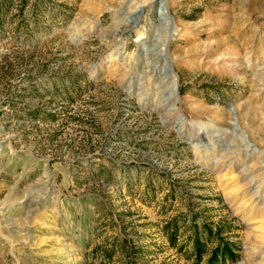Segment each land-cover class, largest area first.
Instances as JSON below:
<instances>
[{
	"label": "rangeland",
	"instance_id": "obj_1",
	"mask_svg": "<svg viewBox=\"0 0 264 264\" xmlns=\"http://www.w3.org/2000/svg\"><path fill=\"white\" fill-rule=\"evenodd\" d=\"M204 224L264 264V0H0V264H207Z\"/></svg>",
	"mask_w": 264,
	"mask_h": 264
},
{
	"label": "trees",
	"instance_id": "obj_2",
	"mask_svg": "<svg viewBox=\"0 0 264 264\" xmlns=\"http://www.w3.org/2000/svg\"><path fill=\"white\" fill-rule=\"evenodd\" d=\"M106 169V168H105ZM107 181H110V177H105ZM202 233L194 231V238L192 239V252L197 260H200L204 251L205 243L202 239L205 233L207 237H214L217 240L216 247L211 251V255L207 260V264H226L227 261H235L237 254L234 251L233 245L221 237L222 230L219 228L212 229L209 225L204 224ZM174 238V236H173ZM172 240V239H171ZM103 264V263H100Z\"/></svg>",
	"mask_w": 264,
	"mask_h": 264
},
{
	"label": "bare ground",
	"instance_id": "obj_3",
	"mask_svg": "<svg viewBox=\"0 0 264 264\" xmlns=\"http://www.w3.org/2000/svg\"><path fill=\"white\" fill-rule=\"evenodd\" d=\"M160 1V0H159Z\"/></svg>",
	"mask_w": 264,
	"mask_h": 264
}]
</instances>
